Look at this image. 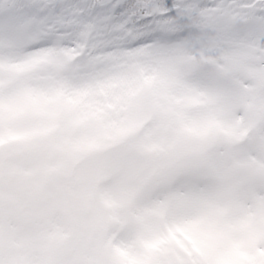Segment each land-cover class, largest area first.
Returning a JSON list of instances; mask_svg holds the SVG:
<instances>
[{
  "label": "snow or ice",
  "instance_id": "obj_1",
  "mask_svg": "<svg viewBox=\"0 0 264 264\" xmlns=\"http://www.w3.org/2000/svg\"><path fill=\"white\" fill-rule=\"evenodd\" d=\"M0 264H264V0H0Z\"/></svg>",
  "mask_w": 264,
  "mask_h": 264
}]
</instances>
